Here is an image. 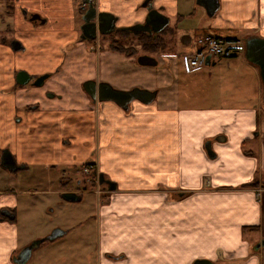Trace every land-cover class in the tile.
I'll list each match as a JSON object with an SVG mask.
<instances>
[{"label":"crops","instance_id":"obj_1","mask_svg":"<svg viewBox=\"0 0 264 264\" xmlns=\"http://www.w3.org/2000/svg\"><path fill=\"white\" fill-rule=\"evenodd\" d=\"M94 1L118 27L143 22L147 14L144 0ZM218 1L215 15L204 26L202 16L195 34L264 38V0ZM149 5L169 21L180 17L178 0ZM65 36L62 28L50 26L28 40L23 53L0 47V264H16L18 254V198L12 187L17 171L51 164L81 170L87 162L114 186L103 184V200L97 196L94 212L85 218L94 227L95 264H264V90L257 67L248 62L250 87L225 96L228 103L179 108L166 82L174 72L148 75L139 68L156 66L155 56L107 49L94 57L82 43L66 51ZM52 42L62 44L55 69ZM141 55L157 63L142 65ZM19 69L29 76L51 74L44 87L55 98L43 99L42 89L36 95L34 88H19L14 78ZM88 75L118 90L155 91V98L133 100L127 109L112 101L93 103L79 87ZM248 143L253 144L246 148ZM3 150L13 170L2 166ZM66 182L53 192L79 188H66ZM76 220L55 226L66 241L56 264H80L78 252L88 236L76 227L85 220Z\"/></svg>","mask_w":264,"mask_h":264},{"label":"rangeland","instance_id":"obj_2","mask_svg":"<svg viewBox=\"0 0 264 264\" xmlns=\"http://www.w3.org/2000/svg\"><path fill=\"white\" fill-rule=\"evenodd\" d=\"M178 6L180 17L178 19L172 17L169 21V26L174 31L171 32L172 34H163L161 39H159L161 40L160 47L157 45L153 47L152 50H148L149 48L145 49L141 45L142 42L134 35L126 36L120 42L128 46L127 50L128 48L134 50L136 54L146 53L157 58L158 64L156 66H139L140 70H146L145 72H147L148 75L153 73L156 74V71L157 73H161L163 70L166 71V74L174 72L175 76H173L172 79L166 78V82L172 86L173 95L177 97L176 101L179 108L201 109L206 106L218 104L220 99L228 103V101L224 99L225 96H230L237 90H243V92H245L246 89L250 87L252 77L250 66L253 65H250L245 60L244 56L242 58L241 54L237 57L227 59L213 57L210 65H204L199 71L188 74L184 70L183 61L177 58L168 59L166 61L162 59L160 57L161 53H181L189 51L190 44L182 43L181 37L187 34L193 38L202 16H204L205 19L203 26L210 20V18L206 16L203 8L196 5L195 0H178ZM203 33L204 32L199 31L196 34L199 36ZM241 34L242 33H239V35ZM111 37L116 40L118 35L113 33ZM107 40L106 38V40L97 41V46L92 44L90 50L94 57H96L99 51L102 54L107 51L104 46L105 42H103ZM52 45L54 49L51 51V57L54 55L53 57L55 58L52 67L55 69L56 65L59 63L56 59L62 58V55L59 53L61 50L58 47L60 45L62 46V44L58 45L52 42ZM120 45L121 44H119V46ZM69 48L70 46H64L66 51H68ZM102 54L101 56L103 57ZM240 60H242V62ZM239 71H241V77L237 79L234 78L235 73ZM40 89L43 90V99H46L47 96L44 94V91L47 88L44 86L42 88H34L33 91H37L34 94L40 95ZM33 91H30L29 98L34 97L32 96ZM260 111L264 118L263 101L260 104ZM217 144L220 145V143ZM222 144L223 143H221V145ZM252 144L253 143L246 144V148L250 147ZM205 149L208 153L206 144ZM24 167L17 171L16 183L12 184V187L16 190L14 194H16L18 198L16 219L18 224L17 250L36 237L51 232L55 226H65L68 224L66 223L67 220L71 217L73 219L76 218V221L85 220L81 224L76 225L80 233L83 230L85 234L87 232L86 235L88 236V244H86L85 247L82 245L78 252V257L81 259L80 264H95L94 227L90 220L85 219L88 214L94 212L96 205L95 198L97 196H99L101 200L104 198L102 192H100L101 189L95 187L92 180L95 175V168L92 167L91 170H88L89 172H85L83 170V165L81 166V170H79L78 167H76V169L73 167L65 169L62 166L54 164L42 167L33 165ZM64 177H67V179ZM77 179L80 181L79 184H77ZM61 181H67V184H65L66 188H83L84 193L82 192L81 194V201L67 202L55 194L53 192L54 190L63 188ZM260 189H262L261 185L259 186L258 192L261 191ZM60 238L61 237H56L53 240L45 241L43 245L33 251L30 260L26 264H44L46 261L56 264L55 259L66 246V241L64 242V240Z\"/></svg>","mask_w":264,"mask_h":264},{"label":"flooded vegetation","instance_id":"obj_3","mask_svg":"<svg viewBox=\"0 0 264 264\" xmlns=\"http://www.w3.org/2000/svg\"><path fill=\"white\" fill-rule=\"evenodd\" d=\"M150 1L151 0H144L143 3H147V5H149ZM103 12V10L97 8L94 0H91V5L84 4L82 0H0V47H5L14 53H23L26 51L25 43L32 39L34 35L44 33V30L50 26L62 28L66 35L64 38L69 40L68 45L73 49L77 47L78 43H82L87 55L91 54L90 48L92 47V44L97 46V41L103 39L106 40V38L108 39V42L103 41L105 42L104 46L106 49L111 50L113 46H118L119 44L123 45L120 41L125 37L120 34L119 30H115L108 34H100L98 32L96 26L98 22L100 23L101 28H104L108 22L105 18L98 19V14ZM91 24H95L96 26V37L93 40L82 39L81 37L83 34L89 33ZM115 27L118 28L116 25V19ZM113 33L118 35L116 40L111 37ZM28 77L29 80L27 83L24 85L19 84V82L26 80ZM37 77L39 76H29L23 69L16 70L14 73L17 86L23 89L28 87L36 88L33 87L32 83ZM50 77L51 74L44 79L43 84L38 88H42ZM101 83H106V81L95 79L94 77L88 75L80 83L79 87L87 96L88 100L95 103L98 102V100H93L86 93L84 85L87 84L86 86L88 87H97ZM44 94L47 98H55V94L50 90H45ZM57 97L59 96L57 95L56 98ZM99 188L101 189L100 192H103V188H105L103 183L99 185ZM70 190L76 191L75 189ZM61 193L59 194L60 198ZM1 215L11 217L9 213H4V211L1 212ZM53 231L58 233V231L61 230H59V228H55L51 232ZM51 232L24 244L21 248H19L18 253L21 249L29 246L33 241L46 238L40 243V247L45 241L49 240L47 237L51 234ZM35 249H32L31 253H33ZM109 256L116 258L112 255Z\"/></svg>","mask_w":264,"mask_h":264},{"label":"water","instance_id":"obj_4","mask_svg":"<svg viewBox=\"0 0 264 264\" xmlns=\"http://www.w3.org/2000/svg\"><path fill=\"white\" fill-rule=\"evenodd\" d=\"M84 4L91 5V0H82ZM195 3L202 7L205 11V14L208 18L213 17L216 11L219 8L218 0H195ZM147 5V3H143V6ZM147 14L143 20V22L135 23L130 26H123L120 28L115 27V17L108 13H99L98 19L105 18L108 20L107 25L104 28H101L100 23L98 22L97 29L100 34H108L118 29L128 33H147L149 35L156 36L158 33L163 31V29L168 25L169 18L164 14L160 13L156 9L152 8L151 5L146 7ZM96 26L95 24H91V28H89V33L83 34L81 37L84 40H93L96 37ZM189 41V36H187L186 42ZM245 43V51L244 57L247 62L254 65L258 69L259 78L263 85L264 90V38H260L257 36H250L244 39ZM209 57L206 60V64H209ZM138 62L142 65H155L157 62L155 59L148 57L146 55H141L138 57ZM48 74H43L37 77L32 85L34 87H39L43 84L45 78H47ZM29 80V77L26 80L19 82L20 85H24ZM84 85L86 93L93 99H97L98 101H112L115 102L118 106L123 109H127L129 103L133 100H138L143 103H150L155 98V91H150L141 88H132L130 90H118L113 88L111 85L107 83H101L97 87L94 86H86ZM263 101H264V92H263ZM1 164L4 168L9 170H13L15 166L12 161H10L9 154L7 151L3 150L1 154ZM103 181V178H101ZM109 185V188L114 189V186L109 181H105ZM61 198L67 202H75L80 200V196L73 192H63L61 194ZM64 232L56 231L51 232V234L47 237L49 240L54 239L55 237L63 234ZM46 238L38 239L33 241L29 246L21 249V251L14 258L16 264H25V262L30 258L32 249L39 247L40 243L44 241ZM264 245V240L261 242ZM259 246V244L257 245ZM193 264H213L207 260H197Z\"/></svg>","mask_w":264,"mask_h":264},{"label":"built area","instance_id":"obj_5","mask_svg":"<svg viewBox=\"0 0 264 264\" xmlns=\"http://www.w3.org/2000/svg\"><path fill=\"white\" fill-rule=\"evenodd\" d=\"M244 51L241 37H221L210 33L195 35L191 48L186 53L166 54L165 58H179L183 61L187 73L198 71L205 63L207 56L229 58ZM91 167V166H90ZM86 171V169H84Z\"/></svg>","mask_w":264,"mask_h":264},{"label":"trees","instance_id":"obj_6","mask_svg":"<svg viewBox=\"0 0 264 264\" xmlns=\"http://www.w3.org/2000/svg\"><path fill=\"white\" fill-rule=\"evenodd\" d=\"M171 32H172V29H171V28L169 29V27H166L162 34H168V33L171 34ZM120 34H121L122 36H124V37H126V36L129 35V34L125 33V32H120ZM135 37H136L139 41L142 42L141 45H142L145 49L149 48L148 50H150V49L152 50V48H153V47H156L157 45H158V47H160L159 45H160V41H161V40H159V39H161L162 36L159 35L158 37L154 38V37H150V36H148V35H146V34H137ZM127 47H128V46H124V45H123V46H122V45L119 46V45H118V46H113L112 49L117 50V51H119V52H123V53L135 52L134 50H130L129 48H128V50H127Z\"/></svg>","mask_w":264,"mask_h":264}]
</instances>
